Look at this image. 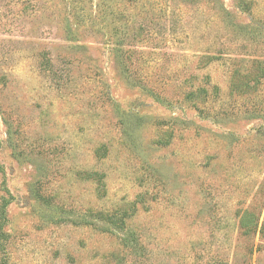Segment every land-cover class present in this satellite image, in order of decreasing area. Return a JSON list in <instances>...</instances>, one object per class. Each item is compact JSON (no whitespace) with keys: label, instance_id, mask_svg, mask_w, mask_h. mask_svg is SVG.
Returning <instances> with one entry per match:
<instances>
[{"label":"rangeland","instance_id":"374dc122","mask_svg":"<svg viewBox=\"0 0 264 264\" xmlns=\"http://www.w3.org/2000/svg\"><path fill=\"white\" fill-rule=\"evenodd\" d=\"M0 264H264V0H0Z\"/></svg>","mask_w":264,"mask_h":264}]
</instances>
